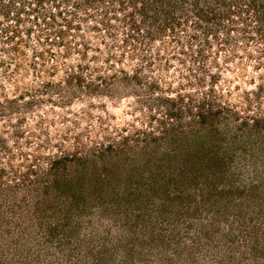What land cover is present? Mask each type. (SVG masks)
Instances as JSON below:
<instances>
[{
    "label": "rangeland",
    "instance_id": "1",
    "mask_svg": "<svg viewBox=\"0 0 264 264\" xmlns=\"http://www.w3.org/2000/svg\"><path fill=\"white\" fill-rule=\"evenodd\" d=\"M0 264H264V0H0Z\"/></svg>",
    "mask_w": 264,
    "mask_h": 264
},
{
    "label": "trees",
    "instance_id": "2",
    "mask_svg": "<svg viewBox=\"0 0 264 264\" xmlns=\"http://www.w3.org/2000/svg\"><path fill=\"white\" fill-rule=\"evenodd\" d=\"M105 148L110 149L111 147L110 146H106Z\"/></svg>",
    "mask_w": 264,
    "mask_h": 264
}]
</instances>
